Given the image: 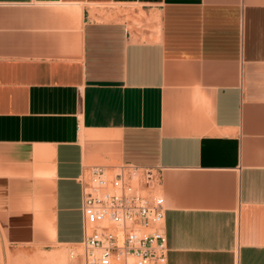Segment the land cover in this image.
<instances>
[{
	"label": "crops",
	"instance_id": "crops-1",
	"mask_svg": "<svg viewBox=\"0 0 264 264\" xmlns=\"http://www.w3.org/2000/svg\"><path fill=\"white\" fill-rule=\"evenodd\" d=\"M92 165L157 172L166 264H264V0H0V264H83Z\"/></svg>",
	"mask_w": 264,
	"mask_h": 264
},
{
	"label": "built area",
	"instance_id": "built-area-1",
	"mask_svg": "<svg viewBox=\"0 0 264 264\" xmlns=\"http://www.w3.org/2000/svg\"><path fill=\"white\" fill-rule=\"evenodd\" d=\"M157 172L129 166L106 177L92 165L81 182L83 264H166L163 199L147 197Z\"/></svg>",
	"mask_w": 264,
	"mask_h": 264
},
{
	"label": "rangeland",
	"instance_id": "rangeland-1",
	"mask_svg": "<svg viewBox=\"0 0 264 264\" xmlns=\"http://www.w3.org/2000/svg\"><path fill=\"white\" fill-rule=\"evenodd\" d=\"M81 252H82L81 249L73 250V254H74V253H81ZM69 254H70V250L67 251V256H68V257H70Z\"/></svg>",
	"mask_w": 264,
	"mask_h": 264
},
{
	"label": "bare ground",
	"instance_id": "bare-ground-1",
	"mask_svg": "<svg viewBox=\"0 0 264 264\" xmlns=\"http://www.w3.org/2000/svg\"><path fill=\"white\" fill-rule=\"evenodd\" d=\"M64 257V256H63ZM63 257H61V258H63Z\"/></svg>",
	"mask_w": 264,
	"mask_h": 264
}]
</instances>
